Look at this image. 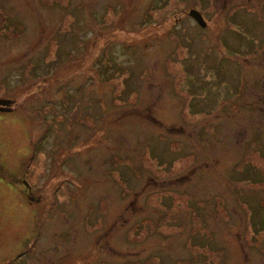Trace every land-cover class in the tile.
<instances>
[{
    "label": "rangeland",
    "instance_id": "1",
    "mask_svg": "<svg viewBox=\"0 0 264 264\" xmlns=\"http://www.w3.org/2000/svg\"><path fill=\"white\" fill-rule=\"evenodd\" d=\"M0 100V264H264V0H0Z\"/></svg>",
    "mask_w": 264,
    "mask_h": 264
},
{
    "label": "trees",
    "instance_id": "2",
    "mask_svg": "<svg viewBox=\"0 0 264 264\" xmlns=\"http://www.w3.org/2000/svg\"><path fill=\"white\" fill-rule=\"evenodd\" d=\"M15 110H16V103L5 102V101L0 100V111H3V112H12V111H15ZM0 174H1V172H0ZM101 240H103V237L100 239V241ZM97 249H99V246L98 245H96V249L93 252V254L96 253Z\"/></svg>",
    "mask_w": 264,
    "mask_h": 264
},
{
    "label": "flooded vegetation",
    "instance_id": "3",
    "mask_svg": "<svg viewBox=\"0 0 264 264\" xmlns=\"http://www.w3.org/2000/svg\"><path fill=\"white\" fill-rule=\"evenodd\" d=\"M20 182H22V184L24 185V182H23V180L21 179V181ZM31 190V189H30ZM28 191L27 192V194H29L28 196V198L29 199H34V196L35 195H32L31 193H34L32 190L31 191ZM58 190H59V188H58ZM43 196V195H42ZM42 196H37V197H35V199L34 200H37V202H38V200L39 199H41L42 198ZM258 247L259 248H261V250H260V252H259V254H258V257H257V261H259V260H261V261H264V245L263 244H260V245H258Z\"/></svg>",
    "mask_w": 264,
    "mask_h": 264
},
{
    "label": "water",
    "instance_id": "4",
    "mask_svg": "<svg viewBox=\"0 0 264 264\" xmlns=\"http://www.w3.org/2000/svg\"><path fill=\"white\" fill-rule=\"evenodd\" d=\"M189 15L193 19H195L201 26L206 27L207 24H206V22L204 20L203 15L200 12H198L196 10H191L190 13H189Z\"/></svg>",
    "mask_w": 264,
    "mask_h": 264
}]
</instances>
